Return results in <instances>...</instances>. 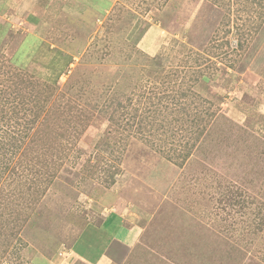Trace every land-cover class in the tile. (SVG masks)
I'll return each mask as SVG.
<instances>
[{
  "label": "rangeland",
  "instance_id": "1",
  "mask_svg": "<svg viewBox=\"0 0 264 264\" xmlns=\"http://www.w3.org/2000/svg\"><path fill=\"white\" fill-rule=\"evenodd\" d=\"M0 147V264H264V0H0Z\"/></svg>",
  "mask_w": 264,
  "mask_h": 264
},
{
  "label": "crops",
  "instance_id": "2",
  "mask_svg": "<svg viewBox=\"0 0 264 264\" xmlns=\"http://www.w3.org/2000/svg\"><path fill=\"white\" fill-rule=\"evenodd\" d=\"M122 216V215H121ZM122 219V218H121ZM120 219V220H121ZM116 221H119V220H117V214L115 213H113V214H111V215H109V217H108V219H107V221L105 222V224H104V227H106V228H111L112 230V233H109V235H108V237L109 238H111V240L113 239V245L114 244H117V243H120V244H129V242L127 241V240H130L131 239V241H133V240H135V238H136V236H137V233H138V230L135 228V226L133 227V228H131V227H128V226H126L127 224H118V223H121V222H118V223H116ZM122 221V220H121ZM124 222V221H123ZM111 223V224H110ZM110 226V227H109ZM138 227V226H137ZM138 229H141L140 227H138ZM108 232H109V230H108ZM124 232H126V236L125 235H123L124 234ZM122 236V237H121ZM126 238H125V237ZM114 237V238H113ZM124 237V238H123ZM123 239V241L124 240H126V242H121V240ZM115 241V242H114ZM118 241V242H117ZM115 249V246L113 247V250ZM104 252H103V255H102V257H106L107 255L108 256H111L112 257V255H113V251L112 250H110V248H105L104 250H103ZM112 252V253H111Z\"/></svg>",
  "mask_w": 264,
  "mask_h": 264
},
{
  "label": "trees",
  "instance_id": "3",
  "mask_svg": "<svg viewBox=\"0 0 264 264\" xmlns=\"http://www.w3.org/2000/svg\"><path fill=\"white\" fill-rule=\"evenodd\" d=\"M2 146H5L4 143H2ZM0 148H2V147H0ZM0 152H1V151H0Z\"/></svg>",
  "mask_w": 264,
  "mask_h": 264
}]
</instances>
